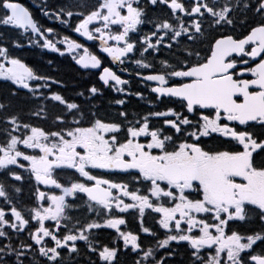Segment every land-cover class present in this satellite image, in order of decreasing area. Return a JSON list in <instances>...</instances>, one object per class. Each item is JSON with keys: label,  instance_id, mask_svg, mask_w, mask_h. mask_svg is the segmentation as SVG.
Here are the masks:
<instances>
[{"label": "snow or ice", "instance_id": "snow-or-ice-1", "mask_svg": "<svg viewBox=\"0 0 264 264\" xmlns=\"http://www.w3.org/2000/svg\"><path fill=\"white\" fill-rule=\"evenodd\" d=\"M149 6L164 15L150 17ZM73 7L45 4L41 11L98 40L114 63L139 53L133 62L148 71L137 75L157 102L179 110L140 116L117 98L109 102L121 106L117 118L103 119L94 103L102 88L76 92L82 103L44 91L61 81L0 43V81L14 86L10 95L26 90L35 105L30 115L41 120L49 118V102L60 107L46 128L22 120L11 101L0 102V264H83L79 242L87 264H121L122 254H134L133 264H264V0H80ZM248 10L258 22L235 35L237 11ZM145 24L151 29L140 35ZM205 24L219 34L207 40ZM0 26L97 70L103 87L143 98L117 87L129 82L77 40L56 39L59 32L39 25L16 0H0ZM162 50L168 56L157 60ZM152 117L163 119L153 124ZM26 179L30 207L21 206ZM129 210L138 213L145 239L127 230L119 214ZM146 210L158 214L163 238L145 226ZM105 228L116 233L111 245L94 239ZM181 248L187 260L176 259Z\"/></svg>", "mask_w": 264, "mask_h": 264}, {"label": "flooded vegetation", "instance_id": "flooded-vegetation-1", "mask_svg": "<svg viewBox=\"0 0 264 264\" xmlns=\"http://www.w3.org/2000/svg\"><path fill=\"white\" fill-rule=\"evenodd\" d=\"M16 2L21 3L25 7L29 8L30 12L32 13L33 18L38 22L39 25L43 27H53L57 32L60 33V36L56 37V39L62 38V36L67 35L72 39L77 40L78 42L82 43L85 47H88L89 50L96 54L98 57L102 59L103 65L108 66L113 69V71L116 72L117 75L121 77L123 80H127L129 83L117 87H124L127 91L135 93L137 91L141 92L143 94V98H138L135 95H122L119 92L113 91L111 88L103 87L101 83L98 81V75L95 74L97 70H83L78 65L75 64L74 61H69L62 63L61 65V71L63 72L62 68L64 66H72L74 67L73 74L76 75L75 77H72L71 79H65L61 80L59 78L58 81H61V84H58L56 87L57 91H65L62 94L66 99L68 100H75L78 103L83 102V98L76 96V92L85 90L87 87L91 86L92 84H96L97 87L102 88V91L104 95L98 96L94 98V103L97 106L96 111L97 115L100 116L103 119H116L117 118V109H119L121 106L110 104L109 102L117 99V98H123L127 101V103L123 106L130 114L136 113L140 116L147 114L150 111H163L167 107H174L176 110H179V105L171 103L168 100H164L162 103L157 102L155 100V94L151 93L149 88L145 86V82H143L140 78V75H137V73L146 74L148 70L143 69L142 67L136 65L133 62L134 58H140L139 53L136 54V56L129 57L125 59V62L123 64H120L119 62H112L111 58L107 56L106 53H103L100 50V42L98 40L96 41H88L85 38L79 36L77 33L72 32L68 27H65L63 25H60L57 21L50 19L49 17H45L41 11V8L46 4L48 9L55 10L58 7H70L73 8V10H76L73 6L80 2V0H16ZM87 4L91 6L96 2V0H86ZM187 2V0H185ZM253 3H255V0H253ZM148 15L152 18L161 17L164 15V11L161 8H157L155 10H151V6H149ZM237 19V27L238 31L234 32L235 35H240L244 33L248 26L255 24L258 22L259 17L255 15V13L250 14V10L247 11L245 14L244 12H239V14L236 13ZM253 18V20H252ZM240 19H245V24H239ZM3 28V34L7 33L12 36H22V30H16L12 28H8L6 26H1ZM140 35H144L147 32L150 31L151 26L148 24L142 25ZM205 29L207 32V40H211L214 36L218 35L216 31L210 29L207 27V24H205ZM227 31V29H226ZM42 43V41L40 42ZM112 43V42H110ZM35 48H39V44L34 43ZM63 47V46H62ZM37 52V51H36ZM70 56V55H69ZM145 56L147 59L154 63L156 68H159V64L156 60H152L151 56H148L146 53ZM168 56V53L166 51H161L158 56V59H162ZM71 57V56H70ZM59 69V70H60ZM80 84V86H77V84ZM20 91H24L21 89ZM88 107H91V105L85 106V112L87 113ZM37 118V117H35ZM163 118H150L151 122L153 124H156L157 120H162ZM159 126V125H157ZM44 127V126H43ZM106 177H110L117 182H119L123 178V174L120 173H103ZM25 176L27 174L25 173ZM34 183V182H33ZM23 191L21 193V206L24 207H30L31 206V187L30 183L26 179L24 184L22 185ZM0 207H3L2 202H0ZM119 215H123L127 222V230H131L133 232H139V226H140V219L138 217V213L134 210H129L128 213H122ZM158 214L151 212V210H146L145 216L143 217L145 226L151 227L154 230L161 233L160 238H163L162 232L163 230H160L158 225L155 222V217H157ZM124 228V226H121ZM250 228H258L259 225L255 222H252L249 225ZM98 232V235L94 237L95 240H98L101 244H112L113 238L116 236V233L112 229H99L96 230ZM139 235L141 236L142 240L145 239V234L142 232H139ZM23 238H27V233L22 234ZM150 240L151 238H147ZM18 242V241H17ZM81 244V261L83 264H87V260L85 259V253L86 248L83 247V242H79ZM163 251V250H161ZM181 255H183L184 259L187 260V256L184 255V249H180V255L176 257L177 260L181 258ZM133 257L134 254H128V255H121L120 256V262L121 264H133Z\"/></svg>", "mask_w": 264, "mask_h": 264}, {"label": "trees", "instance_id": "trees-1", "mask_svg": "<svg viewBox=\"0 0 264 264\" xmlns=\"http://www.w3.org/2000/svg\"><path fill=\"white\" fill-rule=\"evenodd\" d=\"M23 57L24 58H29L28 60L29 61H33V62H36L37 60H40L38 62H46V61H49V58L50 56H46V55H42V54H39L38 57H35L36 55L33 54V53H23ZM56 60H58L57 58L55 57H52ZM66 60H62L61 62H65ZM61 68V67H60ZM74 67L72 66H64L62 68V70H64L63 72H59L61 71L60 70H56L54 71V74L60 78L61 80H65V79H71L72 77H75L76 75L73 74V69ZM77 85H80L79 83ZM5 87L0 85V97H3V93L6 94V91L4 90ZM7 98V96H5ZM12 103V106H13V109L17 110V111H21V112H24L25 110H28V103L24 100V99H19L18 101H13L11 102ZM48 110H51V108H48ZM31 118H28V120H30ZM52 117H49L48 121H51Z\"/></svg>", "mask_w": 264, "mask_h": 264}, {"label": "bare ground", "instance_id": "bare-ground-1", "mask_svg": "<svg viewBox=\"0 0 264 264\" xmlns=\"http://www.w3.org/2000/svg\"><path fill=\"white\" fill-rule=\"evenodd\" d=\"M23 53H33V54H35L36 56L35 57H38V55H39V52H36V51H34V50H26V47L25 46H23L19 51H18V54L21 56V57H23ZM77 86H80V85H77ZM25 100V99H24ZM26 101V100H25ZM27 102V101H26ZM48 111H50V110H48Z\"/></svg>", "mask_w": 264, "mask_h": 264}]
</instances>
